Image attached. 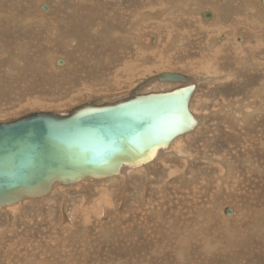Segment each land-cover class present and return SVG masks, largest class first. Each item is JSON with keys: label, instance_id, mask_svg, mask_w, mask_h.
Wrapping results in <instances>:
<instances>
[{"label": "bare ground", "instance_id": "bare-ground-1", "mask_svg": "<svg viewBox=\"0 0 264 264\" xmlns=\"http://www.w3.org/2000/svg\"><path fill=\"white\" fill-rule=\"evenodd\" d=\"M88 1L34 0V5L31 4L34 7H31L26 0H0V60H9V65L17 61L24 64L25 60L27 69L30 60L48 61L55 67L57 77H41L42 70L39 75L32 71L25 75L20 73L21 81L28 88L27 95L51 91L57 84L63 86L61 92L57 89L59 87L56 88L59 92L57 95L55 92L50 93L55 95L37 98L32 102L60 104L77 97L79 86L85 85L86 93L109 91L119 86V76L127 79L126 75L149 71L153 67H166L164 64L174 61L175 66L204 68L201 72L193 73L198 76L190 80L195 86L219 84L216 93L220 103L212 109L213 114L220 116V125L232 127L233 130L224 127L221 139L216 127H213L212 132L209 131L211 128L203 119L208 112L200 115L194 110L198 95L199 104L202 103L198 87L194 88L189 109L198 121L196 127L191 132L175 137L150 162L162 159L165 160L162 163L166 162L170 168L167 162L174 157L188 167L186 173L179 171V180L187 181L185 183L189 185L171 183L174 190H183L182 196L176 197L175 210L169 203L170 206L167 205L170 211H174L170 212L173 216H165L163 211L166 209L162 206L154 207L156 225H152V221L150 225H145L144 219L143 225H138L139 234L123 236L124 239L120 241L110 239V248L105 238H96L93 234L94 240L85 239L84 236L77 240L67 239L65 233L68 231L60 233V237L51 235L49 240L43 239L46 244L42 246L44 249L41 243L23 241L20 243L22 250L0 251V264H123L122 256H133L131 264H264V41L263 44L259 43L261 35L255 30V26L259 29L264 27V4H261V0H154V4L151 3L153 0H109L108 5L101 2L100 6H91ZM202 1L209 3V6H204ZM15 3L17 7L13 8ZM126 6L127 11L124 12ZM72 10H75L74 15ZM137 13H140L139 16H136ZM208 13L210 15L205 17L204 14ZM124 15L129 21L132 17L134 19L126 30H121L119 22L122 25L129 24L122 18ZM253 40L258 41L252 44ZM243 46L251 55L258 52L260 58H256L257 55L250 59L245 57L247 52L239 51ZM57 58L63 61L62 64L56 63ZM70 60L90 61L87 69L80 71L78 64L68 68L71 66ZM93 60L106 63L97 67L93 65ZM144 60L152 62L146 64L142 62ZM10 68L6 69L8 73L17 72L16 68ZM143 79H138L136 83H141ZM237 82H252L253 92L246 94L242 90L246 95H239ZM159 85L155 81L147 83L142 86V90H153L161 87ZM121 95L124 94L108 97ZM203 130L208 134L204 135ZM206 139L213 141L214 147L209 148L210 152L203 146V140ZM190 141L202 147L201 158L209 161L205 165L212 167L220 164L223 172H215L205 179L201 170L198 169V172L192 164H186L196 158L190 157L189 152H181L178 145ZM239 153L242 156L253 154V158L243 156L245 159L240 169H233L234 164L230 159ZM150 163L136 168H123L111 180L144 170ZM208 170L204 175H208ZM173 172L169 174L174 175ZM108 179L85 178L75 184H55L51 191L67 186L84 187L88 182L98 183ZM201 179L213 183L202 184ZM179 180H176L177 183ZM164 186L161 192L167 199L170 195ZM202 186L212 191L205 192ZM186 189H191V193L186 192ZM172 195L175 196L174 193ZM200 196L203 197L202 203ZM43 197L30 199L42 200ZM19 202L5 206L2 210H14ZM202 204V208L198 207ZM161 207L165 210L162 211ZM217 230L219 232L216 234ZM85 237L89 235L85 234ZM2 246L4 248L9 244ZM111 249L113 252H110Z\"/></svg>", "mask_w": 264, "mask_h": 264}, {"label": "rangeland", "instance_id": "rangeland-1", "mask_svg": "<svg viewBox=\"0 0 264 264\" xmlns=\"http://www.w3.org/2000/svg\"><path fill=\"white\" fill-rule=\"evenodd\" d=\"M30 1L26 0L28 5H29ZM49 1L51 2L52 0H49ZM88 2L90 3L91 6H100L102 3H104V5L105 4L108 5L110 3L109 0H89ZM153 2H154V0L151 1V3H153ZM203 3H205V4H203ZM31 4L34 5V0L31 1L30 5ZM202 4L204 6H207V7L209 6V3H207V2L202 1ZM261 4H264V0H261ZM32 5H31V7H34ZM14 7H17L16 3H15V5L13 4V8ZM233 7L235 8V6H233ZM127 8L128 7L126 6L124 9V12L127 11L126 10ZM72 11H73L72 15H74L75 10H72ZM233 11L235 12V10H233ZM139 14L137 13L136 16H139ZM124 16L122 18L128 23V21H129L128 17H126V16L124 17ZM119 18H120V15H119ZM133 19H134V17H132L130 19L129 24H127V25H125V24L122 25L119 22V24L121 25V28H122L121 30H126L125 28L126 27L128 28L131 25ZM147 22H149V21H147ZM88 30H90V29H88ZM255 30H257L258 32ZM255 30L253 29L252 31L257 32L258 35H261L260 39H258L259 43H261L262 41H264V39L261 38L262 34H264L263 33L264 27L262 29H259L255 26ZM258 40H255V41L253 40L251 43L254 44V42L256 43V41H258ZM262 44H263V42H262ZM229 48L231 49V47H229ZM239 51L241 53L247 52V54H245L246 55L245 57L248 56L247 58H249V57L255 58L254 56H256L258 54V52H257L256 55H255V53H254V55H251V52L249 50L247 51V49L244 46ZM263 53H264V51H263ZM262 55H263L262 58L264 59V54H262ZM87 58H90V57H87ZM256 58H260V57L257 55ZM30 61L28 62L29 63L28 64L29 70H28L26 68L25 60H24V64H22L20 61H17L16 63H11L10 65L8 64L9 60H0V65L1 64L3 65V66L1 65V67H0V75H2V77L0 76V121L12 120V119L18 118L22 115H25L27 113H30L33 111H39V110H41V111H62V110L69 109V108H71L77 104H80L82 102L88 101V100L93 99V98L108 97V96H114L117 94L118 95L119 94H125L131 88H134L136 86V84L140 83V82L136 83V81L138 79H142L143 77L146 78L148 76H152L154 74H157V73L163 72V71L180 72L182 74L190 76L191 78L192 77L195 78V76L196 77H198V76L196 74H193V73L201 72L204 70L203 67H197V69H196V67H194V69H193L192 66H186V67H180L177 65L175 66L174 61H173L169 64H164L166 67H153L149 71H145V70L144 71H138V72H136V74H133V75L130 74L129 76L126 75L127 79H125V78L122 79L119 76V86H116L115 88H112L109 91L104 90V91H101L98 93H86L85 92L87 90L86 85L85 86H79V90L76 91L79 94V95L77 94L78 95L77 97H74V98H72L66 102H60V104L53 102L52 104L48 103L49 105L48 104L45 105V104L34 103V102H32V100H34V99L37 100V98L45 99L46 96H47V98H51L52 95L54 96L55 94L57 95L59 92H61V90L63 89V86H62V84H60V85L57 84V87H59V88H57V87L51 88V91L41 92L42 94H37L34 92L31 95H27L26 91L28 88H25L26 86L24 85V82L21 81V74L20 73H24L22 75H25L27 72L32 71L33 73L39 75L41 72L40 70H42L41 77L42 76L48 77L49 75L56 76L55 67L52 66V64H50V62H48V61H46V62L40 61L39 62V60H30ZM89 61L90 60H70L71 66H69L68 68L69 69L72 68L73 64L74 65L78 64V65H80V68H79L80 71H81V69L84 70V69H87V67L89 65ZM142 62L149 64L152 62V60H148V61L144 60ZM103 63H106V62H103V60H93V65L94 66L96 65L97 67H100ZM8 65L10 67H12L14 70L16 68L17 72L12 71L13 74L8 73L6 71V69H8V68L11 69ZM1 69L2 70L4 69V70L2 71ZM33 77L38 78V76H33ZM110 79L112 80V77ZM115 79L116 78L114 77L113 80H115ZM125 82H126V84H125ZM56 83H57V81H56ZM246 84L245 83L240 84L237 82V90H238L239 95L244 96L246 94L253 92V90H251L253 83L252 82H250V83L246 82ZM13 85H14V87H12ZM194 85H196V84L194 83ZM217 85H219V84H217ZM217 85H215V86L213 85L214 87L213 86L209 87L208 85H205V84H200V85L195 86V88L198 87V89H199L198 93L200 94V97H202V98H200L201 99L200 101H202V103H201V105L199 104V95H198L197 99L195 98L196 101L194 103V106H193V104L191 106L194 107V110H197L198 114L201 113L200 115H205V113L208 112V115L206 114L204 116L206 119L203 117L204 123H206V125H208L211 128V129H209L210 132H212V130L214 129L213 127H216L215 128L216 131L218 130L217 134L220 135V139H221L224 135V130H223L224 127H228L230 130H233V128L229 127V126L223 127L222 125H220L222 123V120L219 118L220 116H218V115L216 116V114H213L212 109L217 107V105L220 103L219 98H218V94L216 93V90L219 87ZM87 86H89V85H87ZM206 86H208V88ZM56 88L59 90L61 89V90L57 93L58 90ZM242 90L245 91L244 93H246V92L247 93L244 94L243 92H241ZM213 91H215V92L212 93ZM54 92H55V94H52V95L50 94V93H54ZM203 92H205V93L203 94ZM82 93H84V94H82ZM225 96H227V95H225ZM203 99H205V100H203ZM61 101H64V100H61ZM205 101H207V103ZM202 112H204V113H202ZM211 112H212V114H210ZM221 127H223V128H221ZM245 128L250 129L249 127H245ZM207 134L208 133L205 132L204 135H207ZM181 140L182 139H180L179 141H181ZM203 141L205 142V144L203 146L206 149L208 148V151L210 152L209 148L214 147V145L212 143L213 141L211 142L209 139H206ZM195 144L196 143L194 141H190V143L187 142V143L178 145L181 152L182 151L187 152V153L189 152L190 157L196 158L194 161H190L189 163L186 162V164H192L194 169L201 170V173L203 174V176H205V179H207V177H210L215 172L221 174L220 172L222 171L223 168H221L220 164H219V166L213 165L212 167H208L207 165H205L207 162L209 163V161L201 158V157H203V155H202L203 149L200 145H195ZM238 149H239V147H238ZM237 155H238L237 157H236V155L235 156L233 155V157L230 159V161L234 164L233 169H240L241 162H243L245 157L246 158L247 157L253 158L252 157L253 154L243 155L245 157H243L241 153H239ZM163 159H165V158H163ZM239 159H240V161H239ZM169 160L167 163L170 164V166H171L170 168H169V165L166 164V162L162 163V161H165V160L158 159V160H155L154 162L150 163L149 165L145 166L144 170H141L139 172L130 173L131 175L129 174L123 178H119V179L116 177L112 178L114 180H111V178H109L107 181L104 180L102 182H98L99 184L97 182H88L87 184L84 185V187L82 185L80 187L78 186V188L77 187L74 188V186L64 187L65 189L64 188H56V190L54 188V190L51 191L50 193H48L47 194L48 196L45 195L42 200L41 199L40 200L39 199H30V200H26V201H20L19 204L17 205V208L14 210L8 211V210L3 209L4 210L3 211L1 209L0 210V251L5 250V249H11V252H16L18 250H22L23 246L21 247L20 243L23 241L24 242L28 241L30 243H37V244L41 243V247L43 245L46 246L44 241L49 240L51 235H52V237L58 236V235L60 237L61 236L60 233L63 234L67 231L68 232L65 233L66 234L65 237L67 239H71V240L72 239L77 240L78 238H83V236L85 239L90 238L91 240H94L95 238H93L92 234L94 236H96V238L97 237L98 238L99 237L105 238L108 241V248H110L111 247V245L109 243L110 239L116 238V241H118V240L120 241V240L124 239L123 236L133 235V234L137 235V234H139L138 232L140 231L138 225H143V223H145V225L146 224L150 225L151 221H152V225H156V221L154 222V219H156V215L154 214V212L156 213V211H154V210H156V209L154 207L157 208L158 205L164 207L166 210L162 207H161V209H162V211L165 210V211H163V213L165 214V216L167 215V217H168L171 215L170 212L172 211V210L170 211L169 209H171V208L174 209L176 204H177V201H175L176 197L182 196L181 194L183 193V190L179 191L178 189H175V190H177V191H175L174 188H172V186H174V185L171 183H173V181H174L175 185H178V186H182L181 185L182 183L185 184V186L189 185V184L186 185L187 181L180 182V180H179L181 171L186 173L188 171V167L183 166L182 160H176L174 157L169 158ZM234 166H236V167H234ZM150 167L153 169H151ZM207 168L209 169L208 175H204V173H206ZM173 170L176 172V173L175 172H173V173L177 178L174 177V175L172 173L169 174L170 171L172 172ZM199 170H198V172H199ZM179 171H180V173H179ZM176 174L179 176H177ZM136 175H137V177H136ZM149 175L152 178L149 177ZM131 176H133V177H131ZM170 178H172V180ZM177 179L179 180L178 181L179 184L176 181ZM205 179L204 180L201 179L202 184L208 183L209 185H211V183H213V181L207 182ZM168 180L172 181V182H169ZM167 181L169 183H167ZM164 184L167 187L164 186ZM198 184H197V187H199ZM163 186L166 188V190L168 189L167 190L168 196L170 195L169 197H173L172 199L169 197L166 199V197H164V195L161 192V190H162L161 187H163ZM202 187H200V189ZM203 188H204L205 192L206 191H208V192L212 191L206 187H203ZM171 190H172V192H171ZM199 190L197 189V191H199ZM191 191H192L191 189H186V192H188V193H191ZM108 192H109V194H108ZM52 193H53V195H52ZM173 193L175 194V196L172 195ZM46 197H48V198H46ZM200 198L202 199L203 197L200 196ZM161 199H166V200L163 201ZM158 201H160V202H158ZM202 202H203V199H202L201 203ZM154 204H156V205L153 206ZM223 204L221 206H223ZM165 205H166V207H165ZM167 205H169L171 208L168 207ZM149 206L150 207L152 206L153 208L151 207L152 209H149L150 208ZM201 206H203V204L198 206V207L202 208ZM139 208L143 212H141ZM144 212H145V214H144ZM172 212H174V211H172ZM142 216L144 218H141ZM171 216H173V214ZM23 217H25V218H23ZM145 217L146 218L148 217L147 220ZM152 217H153V219H152ZM143 220H144V222H143ZM153 222H154V224H153ZM99 228H103V229L99 230ZM218 232H219V230H217L215 233L217 234ZM85 234L89 235V237H85ZM220 234L221 233H219V235ZM43 239H44V241H43ZM3 244H6V245L9 244V246L2 248ZM120 244H122V243H119V245ZM53 250L55 251L56 249H53ZM110 252H113V249H111ZM52 253H54V252H52ZM131 258H134V257L133 256H130V257L122 256L121 260L124 261L123 264H131L130 263ZM136 263H137V261H136Z\"/></svg>", "mask_w": 264, "mask_h": 264}, {"label": "water", "instance_id": "water-1", "mask_svg": "<svg viewBox=\"0 0 264 264\" xmlns=\"http://www.w3.org/2000/svg\"><path fill=\"white\" fill-rule=\"evenodd\" d=\"M190 80L163 71L121 96L0 121V210L45 196L55 184L111 178L123 168L150 163L175 137L197 125L189 109L195 88ZM154 81L161 87L142 90Z\"/></svg>", "mask_w": 264, "mask_h": 264}]
</instances>
